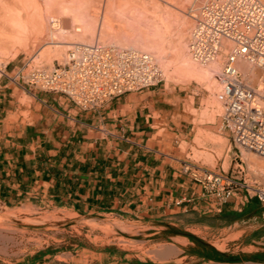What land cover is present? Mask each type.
<instances>
[{"label":"crops","instance_id":"crops-1","mask_svg":"<svg viewBox=\"0 0 264 264\" xmlns=\"http://www.w3.org/2000/svg\"><path fill=\"white\" fill-rule=\"evenodd\" d=\"M31 62L14 60L0 78V204L111 218L151 231L141 234L161 247L153 257L117 245L47 251L15 264H264V248L224 251L197 233L210 229L205 217L243 211L226 203L219 212L183 173L197 93L165 81L82 109L19 80Z\"/></svg>","mask_w":264,"mask_h":264},{"label":"built area","instance_id":"built-area-1","mask_svg":"<svg viewBox=\"0 0 264 264\" xmlns=\"http://www.w3.org/2000/svg\"><path fill=\"white\" fill-rule=\"evenodd\" d=\"M199 1L189 48L201 63L222 58L223 125L239 151L264 158V4L260 0ZM138 52L77 45L68 61L53 71L35 70L18 78L27 86L63 95L77 107L94 109L127 92L163 82L154 60ZM241 61L255 68L252 79L238 68ZM6 70L7 65L0 63V78L7 76ZM243 164L240 160V176L192 162L184 164L183 173L201 185L219 212L226 203H233L238 211L253 200L264 207V185L248 177Z\"/></svg>","mask_w":264,"mask_h":264},{"label":"rangeland","instance_id":"rangeland-1","mask_svg":"<svg viewBox=\"0 0 264 264\" xmlns=\"http://www.w3.org/2000/svg\"><path fill=\"white\" fill-rule=\"evenodd\" d=\"M83 1L81 0L82 3H84ZM114 1H116V4L114 3L115 6L112 4V10L116 11V5H119V9L124 7L123 3H119L120 0ZM261 1L264 3V0ZM66 2H72L73 5H80L81 3L80 0L79 2L77 0H66ZM88 2L90 1L85 2L87 4L86 7L91 9L93 15L100 16L106 12V8L111 7L106 6L107 3H110V0L107 3L105 0H93L92 4ZM160 3L164 10L167 7L166 3L164 1H160ZM170 3L174 7L177 6L188 13L193 12V8L196 7L195 0H172ZM102 5L106 6L104 11ZM58 7L52 11L57 10L60 13L61 8L58 10ZM124 9L127 8L124 7ZM171 9L175 10L176 8ZM57 12H49V16H56L51 20L57 19L59 15ZM113 13L114 11H112ZM179 14L180 18L182 14L180 12ZM174 18H172L171 23L176 21L178 17L173 20ZM176 22H174L175 28H173L174 26L171 28L174 32L178 25L177 23H179ZM194 24L195 20L191 24V29ZM166 32L168 37L173 36L174 32ZM112 37L104 38L103 36H99V41H97V38L93 40L88 37L86 38V42L92 44L99 42V45L103 44L104 46L116 43L121 48L131 49L122 44L120 40H114ZM38 38L37 36L31 37L29 46L21 48L15 56L13 55L15 52L11 46L1 49L0 60L5 64H9L6 73L13 70L11 63L14 60L20 61L21 66L24 62L32 61L28 68L22 69L25 76L29 75L35 67L51 69L54 65L56 66L64 61L70 47L65 48V50L62 49V52H54L53 44L48 45L45 38L39 36ZM39 55H41V58H37ZM155 62L161 68V62H157V60ZM17 71L18 69H16ZM165 81L178 87L186 88L188 93H197V98H199V103L196 104L198 111H194V113L198 114L199 120H195L198 119V116L195 115L191 126L193 130L191 129L188 134L189 138H193L196 132L194 138L195 147L192 146L194 145L193 143L192 145L185 142L181 143V150L187 152L186 155L189 161L208 169L220 172L225 171L233 173L235 176H240L237 172L240 160H242L244 162L243 167L247 169V176L256 179L264 185V169L261 166V163L264 166V159L256 154H253L255 156L250 157L249 160L245 159L243 151H239L234 146L230 134L223 125L222 116L224 114V107L222 102L219 100L221 109L218 105L211 106V100H214V94H212L214 92L211 86L209 84L207 86L206 84H198L195 81L176 82L167 80L164 77L163 82ZM220 88L218 95L221 93ZM182 141L185 140L182 139ZM190 221L194 220L191 218L185 222L189 223ZM200 224L208 226L210 229H200L197 230V233L207 237L220 250L240 252L250 245L264 248V207L259 204H254L247 209H243L242 212L225 215L212 214L209 217L203 218ZM0 231L3 235V238H0V263L15 264L17 261L39 252H73L83 248L92 250L96 247L110 245L134 249L142 252L144 257H153V249L161 247L153 245L152 242H146L145 237L141 234L150 233L151 231L142 232L143 230L135 227L133 224L122 223L111 218L89 219L87 217H79L64 210L38 209L31 206L7 208L0 204ZM182 231L186 230L183 228Z\"/></svg>","mask_w":264,"mask_h":264},{"label":"bare ground","instance_id":"bare-ground-1","mask_svg":"<svg viewBox=\"0 0 264 264\" xmlns=\"http://www.w3.org/2000/svg\"><path fill=\"white\" fill-rule=\"evenodd\" d=\"M77 1L79 2V0ZM87 1H90L88 2L89 4L93 2V0H84V3H82L80 0V5H73V1L66 2V0H0V52L1 49L11 46L15 52L12 54L15 56L21 48L29 46L31 37L37 36L38 38L39 36L45 38L46 44H53L54 52H62V49L65 50V48L70 47L64 61L57 64L62 65L68 61L69 52L75 50L77 45H97L102 48L110 46L120 47L116 43L104 46L103 44L99 45V42L95 44L86 42L88 37L93 40L97 38V41H99V36L104 38L113 36L114 40H120L122 44L130 47L131 50L150 54L149 56L154 60L155 64L156 60L157 62L160 61L161 68L157 64L156 66L163 80L166 77L167 80L176 82L195 81L198 84H206V86L209 84L214 92L212 93L214 94V100H211V106L218 105L221 109L218 92L221 86L219 75L223 69L222 58L216 62L201 63L195 58L189 48L194 28L193 26L191 29V24L195 18L194 12L199 10V0H195L196 7L193 8L191 13L185 12L176 5L174 7L170 3L172 0H120L119 3H123V6L127 9H124V7L119 9V5H116L117 9L114 8L116 11L112 10L116 1L112 0L111 2L110 0V5V3H107L109 0H105L106 6L111 7L106 8L105 5H102L104 7L103 11L106 8V12L100 16L92 14L91 9L86 7L87 4L85 2ZM160 1L166 3L167 7L164 10ZM57 7L58 10L61 8L60 13L57 10L52 11L57 9ZM171 8L176 9L173 10ZM112 11H114V15ZM49 12H57L59 14L57 19L51 20L56 16H49ZM179 12L182 14L180 18L178 16L180 15ZM173 17H178L176 21L178 20L177 22L179 23L176 21L171 23ZM174 22L178 24L176 30L174 29L175 32L173 29L171 30ZM166 31H169V33L173 31V36L168 37ZM226 44L230 45L232 43L226 41ZM40 56L37 58H41ZM0 63L4 66L7 65L1 60ZM57 65L51 69L35 67L32 71L46 70L50 72ZM238 68L249 79L256 75L255 68L246 61H241ZM220 89L222 90V86ZM250 153L243 151L245 159L249 160L250 157L255 156L253 155L254 153ZM261 166L264 169L263 163H261ZM0 238H3L1 231Z\"/></svg>","mask_w":264,"mask_h":264}]
</instances>
